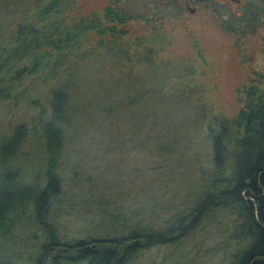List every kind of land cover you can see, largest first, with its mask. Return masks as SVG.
<instances>
[{"label": "trees", "instance_id": "16d2710c", "mask_svg": "<svg viewBox=\"0 0 264 264\" xmlns=\"http://www.w3.org/2000/svg\"><path fill=\"white\" fill-rule=\"evenodd\" d=\"M179 1L109 0L100 13L84 14L76 0H0V111L18 113L0 137V237L26 214L34 220L50 214L62 193L68 136L76 130L97 132L106 122L132 132L146 126L153 157L171 163L181 180L180 188L150 191L149 202L144 188L141 211L102 212L115 220L106 234L64 240L47 229L32 261L4 257L0 264H127L219 212L229 214L228 241L236 245L229 264H264V73L255 71L237 89L240 107L226 117L201 97L193 102L190 81H178L184 73L157 58L163 36L129 38L133 21L156 30L178 18ZM247 1L228 19L214 10L226 32L264 26V0ZM177 203L187 204L189 220L175 213L172 225L140 224L142 213L153 221L157 209Z\"/></svg>", "mask_w": 264, "mask_h": 264}, {"label": "rangeland", "instance_id": "374dc122", "mask_svg": "<svg viewBox=\"0 0 264 264\" xmlns=\"http://www.w3.org/2000/svg\"><path fill=\"white\" fill-rule=\"evenodd\" d=\"M108 2L76 0V5L84 14L100 13ZM190 7L194 12L185 9L178 18L164 20L156 30L143 22L129 23L134 32L129 38L148 41L152 36H163L166 41L157 47V58L176 66L173 71L178 69L184 73L178 81H190L195 93L192 101L195 102L196 96L201 97L212 113L232 117L240 107L237 89L247 84L255 71L264 73V26L254 33H229L207 3L195 1ZM240 8L233 4L229 10ZM102 82L111 83L108 76H102ZM11 112L9 108L0 111V137L17 121L18 113ZM106 126L107 122L97 132L88 129L71 132L62 164V193L47 216L34 220L26 214L16 220L11 233L0 237V258L32 261L30 258L40 251L45 240V231L51 228L64 240L106 234L102 232L111 229L115 220L104 216L105 210L125 211L139 207L141 211L144 188L149 202L150 191L156 188L164 191L167 185L170 188L180 186L179 171L171 170V163L168 165L157 161L156 155L153 157L150 139L147 140L148 127L132 132L120 125L113 129ZM36 155L33 153L32 159ZM156 165L160 168L154 169ZM37 171L38 167L32 170L33 173ZM27 176L22 174V178ZM186 206L177 203L169 211L157 209L153 221L142 213L140 224L152 229L172 225L176 222L172 216L175 213L189 220L184 211ZM228 217V213L219 212L203 226L194 228L191 234L180 235L170 245H154L141 250L127 264H229L236 245L228 241Z\"/></svg>", "mask_w": 264, "mask_h": 264}, {"label": "flooded vegetation", "instance_id": "af4514ba", "mask_svg": "<svg viewBox=\"0 0 264 264\" xmlns=\"http://www.w3.org/2000/svg\"><path fill=\"white\" fill-rule=\"evenodd\" d=\"M204 2L207 3V6L215 13V9L218 10V12L226 19V17H230L232 13L234 14H240L245 8L246 5L248 4V1L244 0H180L179 1V7L181 9V14L183 10L189 9L190 12H194V8L190 7V4L192 2ZM235 4L236 6H241V8L237 11H231L229 10V7ZM216 15V13H215ZM217 16V15H216ZM221 17V18H222ZM227 17V19H228ZM218 18V17H217ZM220 22V20H219ZM220 25L222 26V22H220ZM223 28V26H222ZM229 33H234V34H246V33H240L239 31H232Z\"/></svg>", "mask_w": 264, "mask_h": 264}]
</instances>
